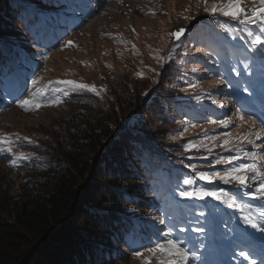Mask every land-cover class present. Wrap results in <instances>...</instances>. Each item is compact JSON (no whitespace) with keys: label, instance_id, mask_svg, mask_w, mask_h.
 Segmentation results:
<instances>
[{"label":"trees","instance_id":"trees-1","mask_svg":"<svg viewBox=\"0 0 264 264\" xmlns=\"http://www.w3.org/2000/svg\"><path fill=\"white\" fill-rule=\"evenodd\" d=\"M70 6L78 8L70 0H0V122L18 107L15 100L27 95L31 80L40 77L44 68L40 55L55 50L57 30L66 27L67 37L74 32L68 20L60 19L63 13L69 19L77 15ZM222 23L230 30L225 31ZM205 25L184 43L198 49L206 48V43L216 47L210 60L217 79L226 84L230 96L235 92L236 99L238 93L244 95V87L240 82L235 87L225 69L233 75L235 64L246 69L254 64L260 73L264 63L258 53L248 52L252 48L244 26L217 19ZM248 27L256 31L255 26ZM231 55L237 60L232 62ZM172 67L178 73L166 77L148 108L140 109L154 76L148 75L147 66L141 78L135 76L133 65L127 79L116 75L105 80L103 96H72L57 104L54 119L32 127L43 149L41 156L52 167L36 176L43 182L33 187L17 185L9 168L0 169V264H149L159 253L152 256L146 249L163 242L170 231L173 237L190 241L184 247L192 256H202V248L196 249L193 242L211 250L213 261L204 264H237L242 250L252 256L259 251L264 262V233L242 218L251 211L257 223L264 224L259 215L264 202L242 196L237 201L244 205L242 212L211 197L198 200L179 195L213 187L199 180L188 186L183 180L194 178L195 171L210 170L209 161L214 163L235 149L214 155L200 148L185 150L189 142L198 144L193 134L197 129L209 133L219 117L211 112L207 92L212 86L207 88L206 80L211 77L205 65L185 50ZM257 94L264 101V81ZM239 111L244 118L254 119L248 109ZM178 126L188 127L189 134L178 138ZM212 137L210 143L216 141ZM231 185L215 186L230 194L241 191ZM199 227L205 231H192ZM152 228H157L155 233Z\"/></svg>","mask_w":264,"mask_h":264},{"label":"rangeland","instance_id":"rangeland-1","mask_svg":"<svg viewBox=\"0 0 264 264\" xmlns=\"http://www.w3.org/2000/svg\"><path fill=\"white\" fill-rule=\"evenodd\" d=\"M70 2L78 7L75 9L70 6V12L77 11V15L69 19L63 13L60 19L68 20L74 32H71L70 37H67L68 29L66 27L57 30L55 50L46 55H40V62L43 63L44 68L40 75V84L37 86H43L48 81H74L76 84L94 86L96 91L73 90L70 85H59L60 88L68 92V95L65 96L64 91H49L45 99L59 97L62 102L69 100L72 96H87L97 92L103 96L107 89L105 80H109L108 77L122 75L127 79L126 76L129 75L134 65L135 76L141 78L143 69L147 66L148 75L154 76V82L152 88L146 89L144 105L140 109L148 108L149 100L162 90L166 77L171 73H178L172 72L173 64L182 60L183 52L189 50L196 62L204 64V69L210 74L208 77L211 78L206 79L207 88L212 86V89L207 92L211 94L209 104L213 107L211 111L214 113L213 115L219 117L209 133L205 132L203 128L197 129L193 133L198 136V144L206 145L205 148H200L201 151L211 148L212 155L228 152L220 145L225 138L224 134L231 133L233 144L229 147L232 149L244 147L246 150L257 152L258 167L264 171V162L259 161V155H264V152L260 151L264 148V137L260 140L250 137L257 145L255 149L247 142L240 144L237 139L248 133L251 128L249 119L240 120L239 109L247 107L250 110L249 114L258 122L254 131L264 128V102H259L256 95L259 85L264 81V72L256 73L254 64H252V68L248 67V69L235 64L233 75L225 69V75L231 77V83L235 87L242 86L243 89H247L243 92L245 97H241V94L238 93L235 99V92H232L231 96L229 95L225 88L226 84L217 79L219 76L217 69L211 63L210 56L216 52V47L211 43H206V48L198 49V45L184 43L189 35L197 32L203 26L206 27L207 22L213 23V19L233 22L235 26L239 24L232 21L230 17L220 16L219 13L215 16L210 15L203 10L202 3L198 6V0H70ZM220 2L222 0H208L209 5ZM253 3L254 0H243L242 6L248 7ZM185 17L190 18L185 19ZM180 27H183L184 31L188 30V34L183 40L178 41L170 33L176 32ZM64 38H66L65 41ZM66 41H72L73 45L65 47ZM5 43L7 44V42ZM248 52L257 54L254 49ZM230 58L232 62L237 60L236 55H231ZM241 62L246 63L244 59H241ZM136 63L140 64L139 67ZM223 63L227 65L228 62L224 60ZM193 68L192 65L189 66L190 70ZM138 73L141 75H137ZM238 82H240V86H236ZM213 94L216 96L215 98L212 97ZM57 111H59L57 105L44 106L34 112H25L16 107L2 118L0 134H7L13 140H16L14 134H19L20 137H27L32 142L28 143L20 139L13 145L12 154H23L24 157H27L19 159L16 168L10 166L9 158H7L12 154L0 155V169L8 170L9 168L17 185L26 184L33 187L43 182L36 176H40L45 170L52 167L51 162L41 156L43 149L38 141H35L36 133L33 132L32 127L54 119V114ZM192 116L197 117L193 114ZM225 120L229 122L227 128L220 123ZM185 129L187 130L185 131ZM176 133L180 134L178 138H183L185 134H189L188 127L178 126ZM211 134L214 135L216 141L210 143L209 136ZM244 162L251 163L252 161L245 158ZM250 183L255 187L254 182ZM216 184L222 183L217 181ZM231 188L240 191L234 185H231ZM156 230L157 228H152L150 232L155 233ZM214 239L216 238L209 239L213 243L211 246L215 244ZM204 240H208L207 237H204ZM192 244L196 246V249L202 248V256L189 254L188 264H204V260H207L208 263L213 261L210 256L212 251H207L205 245H202L200 241ZM216 253L219 252L216 251ZM254 255L250 254L248 260L239 255L236 262L237 264H251V260H255L256 264H264L259 251H256Z\"/></svg>","mask_w":264,"mask_h":264},{"label":"snow or ice","instance_id":"snow-or-ice-1","mask_svg":"<svg viewBox=\"0 0 264 264\" xmlns=\"http://www.w3.org/2000/svg\"><path fill=\"white\" fill-rule=\"evenodd\" d=\"M204 5L203 10L210 15L215 16L219 13L220 16L230 17L232 21H235L237 24L244 26L243 31H246L249 38L250 47L257 51L261 62L264 63V52H261L260 49H264V0H254V3L251 6L245 7L242 6L243 0H222L220 3L208 4V0H198V6L200 4ZM190 17H185L189 19ZM222 27L225 25L222 23ZM248 26H255L256 31L254 32ZM228 27H225V31H229ZM184 29L181 28L176 32L170 33L171 36L176 39L180 38ZM243 39V36L240 37ZM72 41H66L65 47L72 46ZM137 75H141L138 73ZM41 78L36 77L31 80V88L26 89L27 95L23 98H17L15 103L19 108L25 112H34L41 107L57 105L61 102L59 97L55 99H45L49 91L60 92L64 91L59 85H70L73 90H87L95 92L96 89L94 86L87 84H76L74 81H48L47 84L43 86H37L40 84ZM247 91V89H244ZM99 95V92L96 93ZM64 95H68L67 91H64ZM244 115L240 116V120L244 121ZM251 119V118H250ZM213 123H216L213 121ZM223 127L227 128L229 126L228 121H220ZM257 123L256 120H251V128L248 133L239 136L237 139L240 144L247 142L253 149L257 147L254 140L250 137H255V140H260L264 137V128L260 131H254ZM187 129H185L186 131ZM16 140H13L11 136L7 134H0V155L12 154L13 145L16 141L23 139L28 143H32L29 138H21L19 134H14ZM182 135V133H181ZM225 138L223 143L220 145L221 148H224L226 151L232 153L233 149L229 145L233 144L231 133H225ZM210 139H215L212 137ZM185 150L190 149H199L205 148L206 145L203 143L197 144L195 142H189L185 146ZM207 151L210 153L211 148H207ZM264 152V148L260 150ZM258 153L251 150H246L244 147H236L234 154L227 156H220L217 158L214 163L209 161L208 171H195V165H188V167L193 168L195 171V177H188L183 180V183L188 186H193L197 183V180L203 181L205 185H211L213 187L201 186L193 190L181 191L179 195L184 198L192 199L196 198L198 200H203L206 197H211L215 201H220L221 203L226 204L228 207H239L240 210L244 211V205L238 204L237 201L242 196L250 197L254 200H264V171L258 167L257 164ZM10 161V166L12 168L18 167L17 161L24 157L23 154H12L7 157ZM245 158L251 160V163L244 162ZM207 159V157H204ZM259 161L264 162V155H259ZM216 165H225L226 167L223 170H217ZM219 181L224 185L233 184L236 188L241 191L238 193H229L225 188L216 187V182ZM250 182L255 183V187ZM248 208H251V205H248ZM203 215V213H201ZM261 219H264V211L259 213ZM243 221L245 224L250 225L251 228L257 229L258 231L264 233V224H258L256 217L251 213L247 212L243 215ZM180 232H184V228L179 229ZM192 231H197L203 233L205 229L199 227L192 229ZM159 240V237H158ZM186 243H190L186 238L183 237H173L172 232H168L163 237V242H157L153 247L147 248L146 251L152 256H156L159 253L158 258L155 262L149 261V264H188L189 260V249L184 247ZM134 255L142 256V253L135 252ZM246 260L249 259V255L243 250L240 253ZM251 264H256L255 260H251Z\"/></svg>","mask_w":264,"mask_h":264},{"label":"bare ground","instance_id":"bare-ground-1","mask_svg":"<svg viewBox=\"0 0 264 264\" xmlns=\"http://www.w3.org/2000/svg\"><path fill=\"white\" fill-rule=\"evenodd\" d=\"M181 28H183V27L178 28L177 31H178L179 29H181ZM183 29H184V28H183Z\"/></svg>","mask_w":264,"mask_h":264}]
</instances>
